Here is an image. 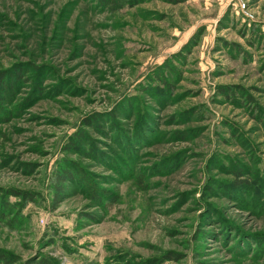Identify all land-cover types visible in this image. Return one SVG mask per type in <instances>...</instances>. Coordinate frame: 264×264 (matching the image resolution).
<instances>
[{
    "label": "rangeland",
    "instance_id": "obj_1",
    "mask_svg": "<svg viewBox=\"0 0 264 264\" xmlns=\"http://www.w3.org/2000/svg\"><path fill=\"white\" fill-rule=\"evenodd\" d=\"M0 254L264 264V0H0Z\"/></svg>",
    "mask_w": 264,
    "mask_h": 264
},
{
    "label": "trees",
    "instance_id": "obj_2",
    "mask_svg": "<svg viewBox=\"0 0 264 264\" xmlns=\"http://www.w3.org/2000/svg\"><path fill=\"white\" fill-rule=\"evenodd\" d=\"M104 2L108 3H112V0H103ZM170 2H174V3H179L181 1L184 0H168ZM225 94V92H224ZM226 95H228V97H230V92L227 93ZM69 173H62V174H58L56 181H55V186H56V195L60 196L62 195L63 192V185L65 182L70 180V176L68 175ZM241 179H237V181H239ZM240 185L242 184L241 182H238ZM0 260L3 261L6 264H10L11 262H9L8 258L5 257L4 255L0 254ZM23 264H58L54 259L52 258H45V257H39L38 259H30L27 260L26 262H24Z\"/></svg>",
    "mask_w": 264,
    "mask_h": 264
}]
</instances>
